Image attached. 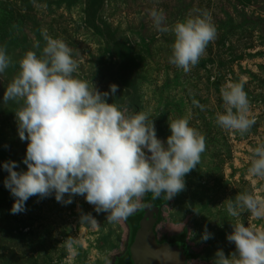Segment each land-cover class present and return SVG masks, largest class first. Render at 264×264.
<instances>
[{
  "label": "rangeland",
  "instance_id": "374dc122",
  "mask_svg": "<svg viewBox=\"0 0 264 264\" xmlns=\"http://www.w3.org/2000/svg\"><path fill=\"white\" fill-rule=\"evenodd\" d=\"M152 8L163 10L170 28L201 11L210 14L216 37L190 71L170 63L175 36L156 30ZM45 33L71 49L79 65L74 77L101 92L117 85L107 102L126 115L147 113L165 143L169 122L178 118L205 137L185 189L159 210L157 243L181 247L183 264H213L217 250L236 251L227 240L232 224L264 231V217L247 209L232 217L226 209L241 193L264 200V178L248 171L253 150L264 144V0H0V47L12 61L0 74V264H117L132 246L130 218L144 209L143 197L127 219L110 223L84 196L63 204L53 193L32 196L24 212L11 213L15 197L4 186L3 164L15 161L16 171H26L28 142L20 140L15 117L23 101L4 103L3 95L26 52L43 55ZM227 83H242L247 93L255 123L243 135L216 122L225 112L220 90ZM84 214L97 224L81 221Z\"/></svg>",
  "mask_w": 264,
  "mask_h": 264
},
{
  "label": "clouds",
  "instance_id": "9594fccd",
  "mask_svg": "<svg viewBox=\"0 0 264 264\" xmlns=\"http://www.w3.org/2000/svg\"><path fill=\"white\" fill-rule=\"evenodd\" d=\"M149 16L156 30L174 33L169 61L185 72L199 62L216 37V27L206 11L177 21L171 28L164 23L162 9H150ZM44 39L43 55L27 51L3 95L4 103L23 101L15 117L20 140L28 142L23 160L26 171H16L15 161L3 164L9 173L4 186L15 197L11 213L24 212L32 196L44 198L54 193L57 202L71 204L72 197L80 195L97 213H107L111 223L132 215L147 193L153 199L171 200L182 192L184 177L200 163L205 137L189 126L187 118H178L169 122L171 135L165 143L157 137L147 113L126 115L107 102L109 95L118 91L117 85H110V92H101L74 77L79 65L71 49L46 33ZM11 63L0 47V74ZM220 91L225 112L217 114V124L243 135L255 123L248 116L249 100L243 84L227 83ZM248 171L264 178V144L253 150ZM226 209L232 217L244 209L264 217V200L241 193L234 201L227 200ZM81 221L97 224L91 214L82 215ZM232 227L227 240L235 244L236 251L226 256L217 250L213 264H264V231L244 223ZM210 237L205 226L202 239ZM66 243L71 249L72 241Z\"/></svg>",
  "mask_w": 264,
  "mask_h": 264
},
{
  "label": "water",
  "instance_id": "95a60500",
  "mask_svg": "<svg viewBox=\"0 0 264 264\" xmlns=\"http://www.w3.org/2000/svg\"><path fill=\"white\" fill-rule=\"evenodd\" d=\"M157 220L154 213L141 220L130 249L134 264H183L185 256L181 247H164L156 242Z\"/></svg>",
  "mask_w": 264,
  "mask_h": 264
},
{
  "label": "trees",
  "instance_id": "16d2710c",
  "mask_svg": "<svg viewBox=\"0 0 264 264\" xmlns=\"http://www.w3.org/2000/svg\"><path fill=\"white\" fill-rule=\"evenodd\" d=\"M164 203H165V199L163 197H161L159 199H153L151 193L145 194V196H144V209L139 214H136L130 218V225L132 227L131 244H133V242H134L135 235H136V232H137V229L139 227L141 220L143 218L147 217V215L149 213H154V215L156 217H158L159 210L162 208ZM158 245L164 246V247L175 246V245H170V244H167L164 242L158 243ZM117 264H134L130 251L127 252V254L125 256H123L117 262Z\"/></svg>",
  "mask_w": 264,
  "mask_h": 264
}]
</instances>
